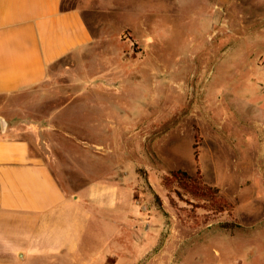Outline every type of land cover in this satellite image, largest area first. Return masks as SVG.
I'll list each match as a JSON object with an SVG mask.
<instances>
[{
	"label": "rangeland",
	"instance_id": "obj_1",
	"mask_svg": "<svg viewBox=\"0 0 264 264\" xmlns=\"http://www.w3.org/2000/svg\"><path fill=\"white\" fill-rule=\"evenodd\" d=\"M71 5L90 44L0 95V132L28 139L67 194L99 189L61 232L89 251L44 264H264V0ZM178 169L233 209L181 199L164 179Z\"/></svg>",
	"mask_w": 264,
	"mask_h": 264
},
{
	"label": "crops",
	"instance_id": "obj_2",
	"mask_svg": "<svg viewBox=\"0 0 264 264\" xmlns=\"http://www.w3.org/2000/svg\"><path fill=\"white\" fill-rule=\"evenodd\" d=\"M65 1L0 0V95L43 83L60 60L90 44L84 9ZM97 191L67 194L28 139L0 132V264H44L64 252L89 251L61 232Z\"/></svg>",
	"mask_w": 264,
	"mask_h": 264
},
{
	"label": "trees",
	"instance_id": "obj_3",
	"mask_svg": "<svg viewBox=\"0 0 264 264\" xmlns=\"http://www.w3.org/2000/svg\"><path fill=\"white\" fill-rule=\"evenodd\" d=\"M165 184L169 186L177 185L178 189L175 192L181 197V199L190 202V199H184V195L187 194L195 200L196 206H216L218 210H232L233 206L228 200L219 194V188L206 183L201 177V173L198 172L196 176L190 175L185 170H171L169 175L164 177ZM171 201L174 202L173 197Z\"/></svg>",
	"mask_w": 264,
	"mask_h": 264
},
{
	"label": "water",
	"instance_id": "obj_4",
	"mask_svg": "<svg viewBox=\"0 0 264 264\" xmlns=\"http://www.w3.org/2000/svg\"><path fill=\"white\" fill-rule=\"evenodd\" d=\"M5 124V121H3V125Z\"/></svg>",
	"mask_w": 264,
	"mask_h": 264
}]
</instances>
